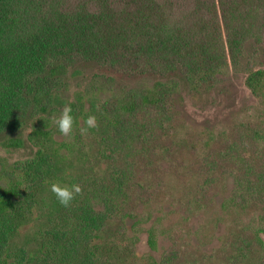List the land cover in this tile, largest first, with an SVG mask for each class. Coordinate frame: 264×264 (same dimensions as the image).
I'll list each match as a JSON object with an SVG mask.
<instances>
[{
	"label": "trees",
	"instance_id": "1",
	"mask_svg": "<svg viewBox=\"0 0 264 264\" xmlns=\"http://www.w3.org/2000/svg\"><path fill=\"white\" fill-rule=\"evenodd\" d=\"M263 64L264 0H0V137L6 146L20 147L30 123L28 138L39 145L34 159L4 169L6 177H1L0 264L104 263L99 231L122 192V169L115 164L112 185L84 180L67 207L51 191L53 203L76 217L72 232L49 230L33 255L7 250L8 239L23 224L34 186L51 188L66 159L68 145L56 140L60 132L52 113L71 103L72 128L79 115L84 120L95 115L108 156L121 153L127 161L135 151L164 149L158 135L169 137L175 128V94L209 91L223 81L227 68L245 73L244 84L264 108ZM90 68L153 80L120 84L87 102L81 94L67 99L68 72L77 76ZM259 231L264 234V228ZM145 232L150 249L156 250L155 223ZM236 242L242 248L229 264H250L254 257L256 264H264L262 238ZM129 249L133 256L134 245ZM180 259L171 247L159 258L149 254L146 264H182Z\"/></svg>",
	"mask_w": 264,
	"mask_h": 264
},
{
	"label": "rangeland",
	"instance_id": "2",
	"mask_svg": "<svg viewBox=\"0 0 264 264\" xmlns=\"http://www.w3.org/2000/svg\"><path fill=\"white\" fill-rule=\"evenodd\" d=\"M244 78V72L227 68L223 81L209 91L201 88L191 94L181 89L174 96L179 112L175 128L169 137L158 135L164 149L135 151L127 161L121 153L108 156L101 130L88 128L82 115L69 135H55L68 145L56 183L71 188L85 180L110 186L112 165L122 169L116 210L99 231L103 264H146L149 254L159 258L171 247L177 248L182 264H229L242 248L236 240L250 241L258 235L264 242L259 231L264 228V108ZM67 79L65 97L73 100L81 94L85 102L95 94L105 97L120 84L135 86L153 80L148 76L120 78L97 68L80 69L77 76L69 71ZM31 128L30 123L24 127V142L17 148L6 146L0 137V184L5 182L1 178L4 169L34 159L39 145L28 138ZM53 199L49 186H34L23 224L8 239L10 254L24 250L26 256L33 255L49 230H74L76 217L64 214ZM153 223L156 250L150 249L145 232ZM133 245L132 256L129 248ZM256 263L252 258L250 264Z\"/></svg>",
	"mask_w": 264,
	"mask_h": 264
},
{
	"label": "clouds",
	"instance_id": "3",
	"mask_svg": "<svg viewBox=\"0 0 264 264\" xmlns=\"http://www.w3.org/2000/svg\"><path fill=\"white\" fill-rule=\"evenodd\" d=\"M72 107L71 103L66 104L59 115L53 116V123L57 126L59 132L63 135H69L72 126L74 123V118L72 116ZM85 124L88 128L97 127V121L95 115H89L85 119ZM82 131H87V129H82ZM51 191L55 194L59 203L65 207H67L70 202L73 200L74 195L81 191L80 186L78 184H74L71 188L67 186H61L59 183L51 184Z\"/></svg>",
	"mask_w": 264,
	"mask_h": 264
}]
</instances>
